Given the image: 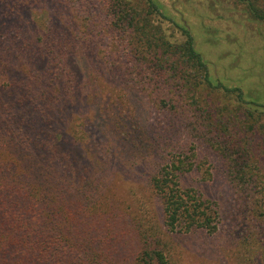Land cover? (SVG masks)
I'll list each match as a JSON object with an SVG mask.
<instances>
[{
  "label": "trees",
  "instance_id": "trees-1",
  "mask_svg": "<svg viewBox=\"0 0 264 264\" xmlns=\"http://www.w3.org/2000/svg\"><path fill=\"white\" fill-rule=\"evenodd\" d=\"M89 2L95 0H0V264H167L157 229L134 224L139 210L127 197L113 198L110 180L125 174L112 168L108 176L107 163L94 162L88 145L93 114L104 113L96 106L101 96L75 85L70 64L81 56L93 76L95 59L120 58L105 48L107 34L120 55L132 58L126 69L153 107L171 118L179 108L203 110L204 131H196L224 163L236 193L250 194L261 182L264 190V145L256 139L264 142V112L250 110L254 104L239 89L212 84L190 31L154 0H98L105 28L94 30ZM236 2L264 24V0ZM36 8L47 12L44 28L32 19ZM205 88L211 98L202 97ZM215 90L237 104L218 106ZM171 154L148 181L166 231L214 232L216 205L181 182L194 168V146Z\"/></svg>",
  "mask_w": 264,
  "mask_h": 264
},
{
  "label": "rangeland",
  "instance_id": "rangeland-1",
  "mask_svg": "<svg viewBox=\"0 0 264 264\" xmlns=\"http://www.w3.org/2000/svg\"><path fill=\"white\" fill-rule=\"evenodd\" d=\"M154 2L166 17L190 31L195 50L205 62L212 84L239 89L243 100L254 104L248 107L250 110L264 112V24L251 19L236 0ZM99 8L98 0H95L88 6L86 14L96 25L94 30L105 28ZM42 10L36 8L31 16L44 28L48 15ZM106 36L105 48L111 47L113 54L117 52L120 58L116 61L107 59V62L95 59L93 76L88 62L81 56L70 65L76 75L73 78L75 85L85 88L83 91L87 96H101L96 106L103 108L104 113L98 117L93 114L87 128L88 145L93 147L94 157L97 155L94 162L107 163L104 171L108 170V176L112 168L125 174L110 177L113 198L123 203L127 197L129 203L132 202L129 208L139 210L134 224L140 221L138 224L146 229H157L167 264H264L262 182L250 194L236 193L224 171V163L208 146L210 142L197 132L204 131L200 116L203 110L190 106L181 113L179 108L177 113L171 112L175 116L171 118L162 109L153 107L148 92L133 85L137 78L126 69L133 63L132 58L125 59L124 50L120 55L121 46L117 47L109 34ZM124 43L126 46L127 40ZM126 53L131 56L128 51ZM85 83L89 85L85 87ZM208 91H202L203 98L209 97ZM213 95L212 100L218 106L228 103L233 108L237 104L234 97L225 98L217 90ZM198 105L204 107L202 103ZM122 135L128 136L126 141L121 139ZM256 139L257 145H264L261 139ZM154 145L161 147L157 149ZM191 146L196 153L195 165L192 171L181 176V182L216 205L218 219L212 233L201 229L166 231L159 201L148 185L150 177L165 163V158L181 150L189 151ZM260 149L264 156V148L258 146V151ZM167 150L169 152H165ZM107 151L108 155L104 157L102 154ZM59 154L57 151L53 154L55 161ZM129 184L131 188H128ZM129 208L125 209L127 213L131 211Z\"/></svg>",
  "mask_w": 264,
  "mask_h": 264
}]
</instances>
